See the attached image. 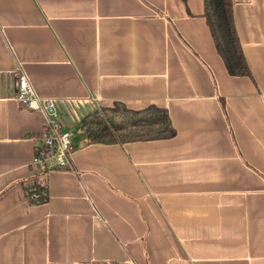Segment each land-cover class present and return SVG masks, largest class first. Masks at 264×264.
Segmentation results:
<instances>
[{
	"label": "crops",
	"instance_id": "obj_1",
	"mask_svg": "<svg viewBox=\"0 0 264 264\" xmlns=\"http://www.w3.org/2000/svg\"><path fill=\"white\" fill-rule=\"evenodd\" d=\"M204 0H0V264H264V0H235L253 78L232 76ZM22 66L55 100L71 166L25 186L40 112ZM166 107L173 138L88 142L81 118ZM41 182V181H40Z\"/></svg>",
	"mask_w": 264,
	"mask_h": 264
},
{
	"label": "trees",
	"instance_id": "obj_2",
	"mask_svg": "<svg viewBox=\"0 0 264 264\" xmlns=\"http://www.w3.org/2000/svg\"><path fill=\"white\" fill-rule=\"evenodd\" d=\"M234 3L235 0H204V16L229 74L253 78L237 29ZM80 127L91 144L169 139L177 134L166 107L150 104L141 109H133L118 101L111 106H100L84 115L80 120ZM48 173L47 169L39 175L44 176L43 179L35 176V180L25 186L31 202L48 201Z\"/></svg>",
	"mask_w": 264,
	"mask_h": 264
},
{
	"label": "built area",
	"instance_id": "obj_3",
	"mask_svg": "<svg viewBox=\"0 0 264 264\" xmlns=\"http://www.w3.org/2000/svg\"><path fill=\"white\" fill-rule=\"evenodd\" d=\"M16 100L23 110L40 112L45 120L44 130L35 137L33 163L45 170L71 166L72 138L69 130L58 119L55 100L40 96L22 66L16 69ZM43 184V181H41Z\"/></svg>",
	"mask_w": 264,
	"mask_h": 264
}]
</instances>
